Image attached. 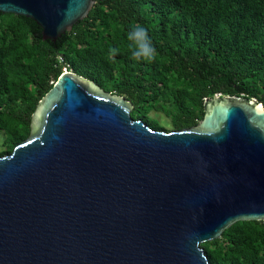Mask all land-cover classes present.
<instances>
[{"label": "water", "instance_id": "obj_1", "mask_svg": "<svg viewBox=\"0 0 264 264\" xmlns=\"http://www.w3.org/2000/svg\"><path fill=\"white\" fill-rule=\"evenodd\" d=\"M95 0H0L56 42ZM65 71L30 136L0 157V264H211L203 244L264 222V104L217 96L195 127L157 131Z\"/></svg>", "mask_w": 264, "mask_h": 264}, {"label": "trees", "instance_id": "obj_2", "mask_svg": "<svg viewBox=\"0 0 264 264\" xmlns=\"http://www.w3.org/2000/svg\"><path fill=\"white\" fill-rule=\"evenodd\" d=\"M95 1L56 42L35 21L0 13V157L30 136L35 111L65 71L124 96L132 118L157 131L197 126L217 96L264 104V0ZM134 24L148 30L152 62L132 57ZM202 247L211 264H264V222H238Z\"/></svg>", "mask_w": 264, "mask_h": 264}, {"label": "clouds", "instance_id": "obj_3", "mask_svg": "<svg viewBox=\"0 0 264 264\" xmlns=\"http://www.w3.org/2000/svg\"><path fill=\"white\" fill-rule=\"evenodd\" d=\"M127 40L130 42L128 47L134 59L145 62L155 59L157 50L145 26L134 24L127 34Z\"/></svg>", "mask_w": 264, "mask_h": 264}, {"label": "rangeland", "instance_id": "obj_4", "mask_svg": "<svg viewBox=\"0 0 264 264\" xmlns=\"http://www.w3.org/2000/svg\"><path fill=\"white\" fill-rule=\"evenodd\" d=\"M151 115L155 118H157L162 125L169 126L170 120L167 119L164 115L159 113H151ZM2 141H3V135L0 134V150L2 149Z\"/></svg>", "mask_w": 264, "mask_h": 264}]
</instances>
